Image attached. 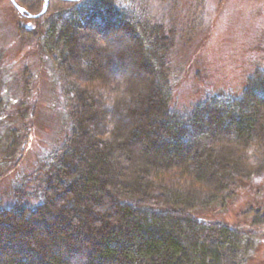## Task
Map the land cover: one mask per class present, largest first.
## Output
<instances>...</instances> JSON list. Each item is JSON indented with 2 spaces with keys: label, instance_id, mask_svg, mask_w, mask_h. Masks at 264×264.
I'll return each mask as SVG.
<instances>
[{
  "label": "trees",
  "instance_id": "16d2710c",
  "mask_svg": "<svg viewBox=\"0 0 264 264\" xmlns=\"http://www.w3.org/2000/svg\"><path fill=\"white\" fill-rule=\"evenodd\" d=\"M14 1L30 16L45 3ZM142 9L117 0H49L37 19L15 9L28 20L18 24V37L38 62L56 67L64 81L75 80L65 83L71 90L62 100L66 130L39 174V204L0 205V264L251 259L254 230L264 222L258 213L243 230L204 214L224 210L238 187L264 168V74L237 96L175 108L168 63L173 43L150 21L148 7ZM21 70L25 80L27 69ZM32 82L28 76L20 85L28 91ZM3 100L0 93V119L6 117ZM1 123L0 162L17 165L25 131L4 132ZM16 186L14 196L32 192Z\"/></svg>",
  "mask_w": 264,
  "mask_h": 264
},
{
  "label": "rangeland",
  "instance_id": "374dc122",
  "mask_svg": "<svg viewBox=\"0 0 264 264\" xmlns=\"http://www.w3.org/2000/svg\"><path fill=\"white\" fill-rule=\"evenodd\" d=\"M139 2L140 5H136L135 0H117V5L132 10L147 6L150 21L162 25V31L171 39L173 45L168 63L174 72L172 103L175 108L189 109L207 97L237 96L256 74H264V0ZM24 16L29 18L26 14ZM25 21L28 22L20 20L9 0H0L3 114L4 119L12 114L17 117L12 123L1 118V130L5 132L14 128L21 136L25 131L26 136V141L20 142L17 165L14 161L0 162V205L4 208L16 201L32 208L39 204V174L47 169L66 130L62 100H65L64 92L71 90L64 89L68 85L65 83L75 80L72 77L64 81L56 67L38 62L33 47H28L29 42L18 37V24L24 25ZM21 67L27 69L24 70L27 74L25 80L21 79ZM28 76H32L34 82L27 91L20 82L25 83ZM29 100L32 101L28 107ZM16 184H24L32 192L24 197L14 196L11 193ZM249 210L252 215L243 217ZM253 213H258V218L264 220V168L260 175L252 176L248 183L238 187L236 196L224 210L204 216L243 230L250 228L248 223L254 217ZM254 234L256 247L246 264H264V222Z\"/></svg>",
  "mask_w": 264,
  "mask_h": 264
},
{
  "label": "water",
  "instance_id": "95a60500",
  "mask_svg": "<svg viewBox=\"0 0 264 264\" xmlns=\"http://www.w3.org/2000/svg\"><path fill=\"white\" fill-rule=\"evenodd\" d=\"M10 1V3L12 4V6L18 11V13H20V14H24L25 12L23 11V9L22 8H20L16 3H15V1L14 0H9ZM48 1L49 0H44V8H43V10H42V12L40 13V14H38V15H36V16H30V15H28V17L30 18H36V17H38V16H40L45 10H46V8H47V5H48ZM63 1H66V0H63ZM67 1H69V0H67ZM70 1H74V2H78L79 0H70Z\"/></svg>",
  "mask_w": 264,
  "mask_h": 264
}]
</instances>
